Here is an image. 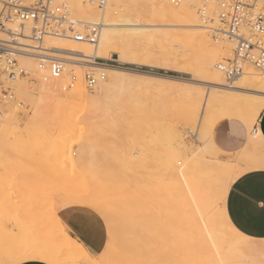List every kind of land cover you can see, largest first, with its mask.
<instances>
[{
	"label": "rangeland",
	"instance_id": "obj_1",
	"mask_svg": "<svg viewBox=\"0 0 264 264\" xmlns=\"http://www.w3.org/2000/svg\"><path fill=\"white\" fill-rule=\"evenodd\" d=\"M167 1L175 6L183 0L179 4ZM202 2L203 0H199L196 6L198 21H201L198 9ZM126 4L132 9L149 10L154 6V0H128ZM199 24L204 27V24ZM203 27L198 26L196 30L206 32L211 41L218 45L220 40L216 41L212 33ZM153 38L166 39L170 48L178 53L166 67L120 60L112 53L108 58H102V64L191 78L190 70L177 65L180 58L177 43L183 39L182 36L176 33H155ZM154 42L148 45L146 34H140L134 43L137 49H131L133 45H128L126 50L139 52L143 49L156 52L158 47ZM226 57L229 56L220 54L218 61ZM85 70L98 72L99 69L81 67L78 73L81 82L80 75ZM252 70L258 72L253 68ZM99 71L106 72L105 78L108 80V71L104 68ZM222 78L226 84L223 76ZM106 79L101 81H107ZM27 81L30 87L27 86L20 92L15 88L18 101L23 102L22 106L11 102L2 108L0 114V232L3 234H0V264H6L10 256H17L19 251L18 255H21L39 248L52 247L45 239L47 222L53 212L51 208L53 210L59 207L69 196L79 195L80 191L94 195L98 193L95 197L97 200L100 198V202L105 203L109 201L105 206L110 208L108 217H115L118 222L111 219L118 224L114 227V222L110 221L111 233L115 229L116 231L108 239L112 256L108 264L213 263L202 224H199L193 213L192 201L187 191L171 173V165H179L177 160H193L194 171L188 174L189 189L199 210L206 217V224L214 237L227 243L231 236L234 237L232 233L235 230L225 212L222 217L220 215L216 206L217 193L234 173L263 165V159L257 152L243 156L242 149L224 153L213 144L212 131L199 143H195L191 125L182 127L177 123L182 141L172 140L169 137V123L176 120V113L180 110L178 95L187 91L175 84L154 87L132 85L124 81L127 93L124 92L117 100L111 99L97 107L95 115L88 110V106L62 105L46 108L43 117L36 118L38 111L33 102L39 98L38 86L34 81ZM82 84L88 96L98 92V83L93 89H87L83 82ZM206 89L204 87V91ZM68 90L66 88L60 98L64 99ZM127 103L130 108H127ZM106 105L109 107L106 108ZM222 115H225L223 111L216 112L212 129L220 120L231 118L247 127L248 138L253 135L255 122L246 125L236 114L221 117ZM85 144L88 145V153L82 156L80 148ZM206 146L210 151H207ZM198 149L205 155L196 157ZM133 152H138V155ZM241 156L249 160L246 162L241 159L247 164L239 165L243 163L237 160ZM199 159L207 161L208 165L200 163ZM211 162L217 166L214 167ZM252 162L257 164L256 167ZM116 211L119 215L110 214ZM107 232L109 233L108 228ZM116 233L122 241H118ZM14 235L19 239L13 238ZM7 238L18 240L19 245H15L16 241L13 239H10L13 244H10ZM8 247L13 253L17 250L16 254L13 255ZM52 250L49 254H53ZM117 250L122 251L119 254Z\"/></svg>",
	"mask_w": 264,
	"mask_h": 264
},
{
	"label": "bare ground",
	"instance_id": "obj_2",
	"mask_svg": "<svg viewBox=\"0 0 264 264\" xmlns=\"http://www.w3.org/2000/svg\"><path fill=\"white\" fill-rule=\"evenodd\" d=\"M127 1L128 0H106L103 8H99L92 0H64V2H66L69 5L68 7L71 17L76 21H80L84 23L100 22L102 24L98 41L96 44H88L84 42H77L69 38L47 37L45 39V44L52 48L71 50L82 56L88 58L91 57V59L93 57L108 58L110 56V53H112L113 56H117L120 60H121V56H123V59H126L132 63H143L149 66L160 65L162 67H166L169 64V61L175 58L176 55H178V53L176 54L170 48L169 46L170 44H168V41L166 39L159 40V39H154L153 37L155 33H162V34L176 33L181 35L183 38L181 39V41L177 43V47L180 48L179 49L180 58L178 59L177 65L180 68L190 70L192 72L191 75L192 77L182 78L177 76L163 75V74L141 71L136 69H129L124 67H116L112 65L110 66L103 64L88 63L89 67L98 68L99 70L104 68L105 70L108 71L107 74L108 80L105 78V74H106L105 72L103 79L104 80L106 79L107 81H101L102 80L101 79L97 82L99 87L98 92L95 95L88 96L79 77V80L75 84H73L72 87L68 88L69 89L68 93H66V96L63 99L60 98V95H62V93L66 90V87L64 86L65 84L64 79L50 80L49 82L36 81V85L38 86V92H39V98L33 102L34 106L37 108L36 110L38 111V115L35 116L36 118H42L43 114L47 111L46 108H50L52 106H62V105H66L68 107L88 106L89 108L88 110L90 112H93L95 115L96 114L95 111L97 107H101L103 103H105L106 101L109 102V100L111 99L117 100L122 93L126 92L127 87L124 85V81H127L125 83L130 82L132 83V85L144 84L147 86H154V87H161L167 83H170L187 89V91L178 95V98L181 103L180 110L178 113H176L177 114L176 120L173 119V123H169V129H168L169 137L172 140L178 139L179 141H182V138L180 136L181 131L178 129L177 124H180L182 127L191 125L193 122H195V112L198 111L200 107L203 108L208 115L207 134H209L212 131V126L215 120L214 116L217 111H223V114L225 115H222L221 117L226 116L227 114H233V115L236 114L246 125H250L253 122H256V119L261 112V102L262 100H264V97H262L261 95L262 86H264V81L261 80V73L255 72L252 70L251 66H247L245 72L241 76L236 78L232 85L224 84L222 75L216 69L215 64L218 62V58L220 54L231 56L233 42L231 39L224 37V38H220L219 39L220 42H218L219 44L216 45L211 41L210 37L207 35L206 32L202 33L196 30L198 26L203 27V25L198 23V17L196 14V6L198 5L199 0H183L180 4L177 3L179 5H175V6L171 5L167 0H154V6L149 10L132 9L128 4H126ZM149 28H156V30L155 31L152 29L150 30ZM178 28H187V29L180 30ZM140 34L141 35L146 34V41L148 45H151L152 41H155L154 43L158 47L156 52H153L152 50L146 51L142 49L139 52L135 51L136 52L135 53L126 50L129 47L128 45L130 46L133 45L131 49H137L135 48L137 46L134 43L138 35ZM101 51L106 53V55L101 56L96 54V53H100ZM20 60L21 63L24 66H26L28 69L32 71L35 70V61L33 58L22 57L20 58ZM83 65H87V64H83ZM79 70L80 68L78 69V71ZM244 80H246L249 84L253 86L242 87L239 81H244ZM27 82H28L27 80L17 82L15 87L16 91L20 92L21 89L26 88L28 86ZM204 87L207 88L206 91H204ZM193 88L199 89L200 94L202 96L206 95L208 98L203 100L202 103L197 101L195 104H193L192 101ZM107 105L106 108L109 107ZM103 106L105 107V104ZM127 106H126L127 108H130L129 103H127ZM1 113L2 110L0 114ZM0 122H1V117H0ZM200 123L203 124L204 121L201 120ZM258 129L256 130V133H253V135H251V137L248 138L246 145L242 148L243 151L242 153H244L242 154V156L248 153L250 155L251 152H257L263 159L262 164L264 165V137L261 135ZM87 146L88 145L85 144L82 148H80V154L82 156L88 153ZM206 147H207V151H210L208 149V146ZM200 149H198V151L196 152L197 153L195 154L197 155L196 157H198L200 154L201 155L203 154L200 152ZM133 153L135 155H138V152H133ZM207 153L210 154L209 152ZM214 155H216V153ZM242 156L238 157L240 159L237 160H240L242 162L243 160H246V162L249 161L245 156L244 157L246 159H244ZM248 158H250V156ZM203 159H205V157ZM203 159H199L200 163L202 162L208 165L207 161H204ZM246 162L240 163L239 165L241 164L243 165L244 163L247 164ZM252 163H253L252 165L254 166L257 165L255 164V162ZM194 164L195 163L193 162V160H190L188 158L186 160L184 159L183 162L180 161L179 165L173 163L171 165V173H173V176L183 185V187L187 191V194L189 195V198L192 201V205H193L192 207L194 211L193 213L195 214L197 221H199V224H202V229L208 245V249L212 252L211 255L213 258L212 259L213 263L211 264H220L221 251L223 246H225L224 244H226V242L222 243L221 241H218V239L214 237L212 230L209 228L208 225H207L208 226L207 229H205L204 227L206 224V217H204L203 213H201V211L199 210L200 208L194 201L193 194L189 189L188 174L194 171V166H195ZM212 164L213 163L211 162V165ZM217 164L214 163L213 164L214 167L215 165L217 166ZM219 166L222 167V165ZM181 168H183L184 171L183 176L179 175ZM236 173H234V175ZM86 192L87 191L81 193L80 191V193L78 194L79 195L85 194ZM88 194H91V196H93L94 194L87 192L85 195H87L91 200H94L96 203H98L108 215L110 212V211L108 212V210H110V208H106L105 206H107L106 204L109 203V201L105 203V202H100V198L97 200L95 197L98 195V193L97 195L95 194L93 196L94 198ZM79 195L69 196L66 200L64 199L65 201L61 205L67 203L69 198L79 197ZM99 196L101 197V194ZM102 198L103 197H101V199ZM116 213L117 211L115 213L113 212V214L112 213L110 214L112 216L113 215L116 216ZM114 218H110L109 221H111V219ZM19 220L21 221V219ZM114 220L116 221V219ZM23 221L26 222V220L24 219ZM111 222L114 221L112 220ZM116 222H114L113 224L118 225L117 224L118 222L117 223ZM47 223L48 224L46 226L47 228L45 232L46 234L45 239L48 243L51 244L52 247L48 246L45 248H39L37 250L26 253L27 255L26 254L18 255V253H20L19 251L17 253V256L14 257L10 256V258L8 259L9 264H17V262L21 260L23 261L37 260L47 264V259L59 261L60 264H108L109 263L108 262L110 261L109 258L112 257L110 254V241L107 242L104 250H102V253L100 255L96 257H92L90 256L89 253H87L83 249V247L78 242V240L73 238L69 234V232L65 230L62 224V220H60V218L57 216L56 213L52 212L51 217L49 218V222ZM116 225L114 227H116ZM113 231L115 232L116 229ZM17 232H15V235ZM118 233H116L117 239L118 241H122L121 238L119 240ZM209 233L211 234V240H209L208 238ZM0 234L2 233L0 232ZM116 234H114V236H116ZM15 235L13 236V238L16 239L17 237H15ZM7 237H9V235H7ZM10 239L8 240L7 238L8 242L10 241ZM15 239H13V241ZM108 239H109V235H108ZM13 241H10V244H13ZM15 241H16L15 245H17L18 240ZM213 243L215 244L214 248L211 247ZM51 249H53L52 250L53 254L51 253L49 254V251ZM9 251H11V249ZM117 251L120 254L122 250L121 251L117 250ZM11 253H13V251H11ZM37 256H44L47 257V259H35L34 257Z\"/></svg>",
	"mask_w": 264,
	"mask_h": 264
},
{
	"label": "built area",
	"instance_id": "obj_3",
	"mask_svg": "<svg viewBox=\"0 0 264 264\" xmlns=\"http://www.w3.org/2000/svg\"><path fill=\"white\" fill-rule=\"evenodd\" d=\"M92 1L101 8L106 0ZM170 1L178 3L180 0ZM260 5L261 0H203L198 9L200 20L207 21L203 23L204 28L212 33L215 40L226 37L233 42L231 56L215 64L226 85H232L247 66L261 73L264 51H261L260 41L264 40V20L259 17ZM241 8L244 15H240ZM248 13L257 17L256 22ZM5 17L8 23L20 30L5 27ZM228 17H239V23L236 19L230 22L236 32L229 30ZM217 20L223 25L222 28L216 27ZM101 28L100 22L84 23L73 19L64 1L0 0V112L11 102L22 106L23 102L18 101L15 93L16 83L19 81L49 82L64 79V86L70 88L79 80L81 67H89L88 63L102 64V58L91 59L71 50L52 48L45 44L47 37L96 44ZM241 30L244 36L238 35ZM245 39L248 40L247 47ZM241 52L244 53L243 56ZM22 57L33 58L35 70L24 66L20 60ZM80 76L85 87L93 89L104 78V72L85 70ZM253 133H256V129H252Z\"/></svg>",
	"mask_w": 264,
	"mask_h": 264
},
{
	"label": "crops",
	"instance_id": "obj_4",
	"mask_svg": "<svg viewBox=\"0 0 264 264\" xmlns=\"http://www.w3.org/2000/svg\"><path fill=\"white\" fill-rule=\"evenodd\" d=\"M259 128V129H258ZM253 129H258L264 137V112H260ZM228 136L231 140L227 146H221L218 136ZM211 139L215 147L224 153H232L242 149L248 141L247 127L231 118L220 120L213 127ZM248 178L233 187L224 201V212L235 230L221 251L224 264H264V212L259 205L264 197V168L257 167L247 171ZM255 202V207H253ZM80 207L81 205H74ZM57 216L62 220L58 214ZM78 240L83 249L92 257L102 253L108 241L107 227L103 236L84 238L68 231ZM232 238V239H231ZM6 264H9L7 261ZM23 264H46L37 260H26Z\"/></svg>",
	"mask_w": 264,
	"mask_h": 264
},
{
	"label": "snow or ice",
	"instance_id": "obj_5",
	"mask_svg": "<svg viewBox=\"0 0 264 264\" xmlns=\"http://www.w3.org/2000/svg\"><path fill=\"white\" fill-rule=\"evenodd\" d=\"M103 8V6H101ZM259 17L260 20H264V0H261V5L259 8ZM243 8H241L240 15H244ZM250 18L256 22L257 17L251 16ZM229 21V30L231 32H236V28L231 27V20L236 19L237 23H239V17H228ZM198 23H207V21H198ZM5 27L12 29L14 31H19L20 29L16 28L13 24H10L7 22V17H5L4 21ZM216 27L222 28L223 25L220 23L219 20L216 21ZM238 35L244 36L243 30H241ZM248 46V40L245 39V47ZM260 48L261 51H264V40L260 41ZM114 51V50H113ZM97 55H106L103 51L100 53H96ZM244 53L241 52V56H243ZM121 59H123V56H121ZM187 71V70H186ZM261 80L264 81V63L261 65ZM242 87H252L253 85L249 84L246 80L239 81ZM262 97H264V86H262ZM208 97L202 96L200 94V90L197 88L192 89V101L193 104H195L197 101L200 103L203 102V100L207 99ZM261 111L264 112V100L261 102ZM203 120L204 123H200V121ZM207 120L208 115L204 111L203 108H200L198 111L195 112V122H193L190 126L192 139L195 143H199L201 139H203L207 135ZM218 140L221 143V146H227V143L231 140V137L220 135L218 136ZM180 161L178 160L177 163ZM262 168H264V165H262ZM180 176L184 175L183 168L180 169L179 172ZM248 178V172L247 170L241 171L236 173L234 176H231L228 178L227 182L223 184V186L219 189L217 193V200H216V206L219 209L221 217L223 216L224 212V201L227 197V194L229 191L240 184L242 181L246 180ZM186 182V181H185ZM74 205H81L80 207H75ZM253 207H255V202H253ZM259 209L261 212H264V197L261 198V203L259 205ZM54 213L58 214L60 217H62V224L66 231L75 230V233L78 234L81 237L84 238H90V237H97V236H103L104 228L107 227L109 229V239H111V223L109 221V217L107 213L104 211V209L96 203L94 200H91L87 195H81L79 197L75 198H69L68 202L61 205L60 207H56L52 210ZM202 219V217H201ZM228 219H231L230 217ZM205 229H207V224H205ZM209 240H211V234L209 233L208 236ZM211 247H215V244L213 243ZM27 255V254H26ZM35 259H47V257L44 256H37L34 257ZM17 264H23V260L17 262ZM47 264H60L59 261L47 259ZM220 264H224L223 261L220 262Z\"/></svg>",
	"mask_w": 264,
	"mask_h": 264
}]
</instances>
